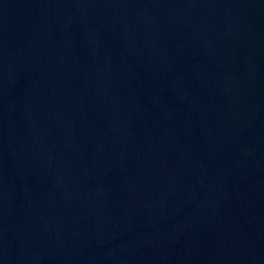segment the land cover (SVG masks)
Masks as SVG:
<instances>
[{
  "label": "water",
  "instance_id": "obj_1",
  "mask_svg": "<svg viewBox=\"0 0 264 264\" xmlns=\"http://www.w3.org/2000/svg\"><path fill=\"white\" fill-rule=\"evenodd\" d=\"M0 264H264V0H0Z\"/></svg>",
  "mask_w": 264,
  "mask_h": 264
}]
</instances>
